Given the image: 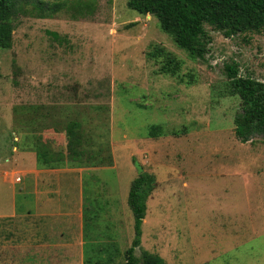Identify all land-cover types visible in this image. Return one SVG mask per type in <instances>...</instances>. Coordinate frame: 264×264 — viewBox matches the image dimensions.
<instances>
[{
	"label": "rangeland",
	"instance_id": "rangeland-1",
	"mask_svg": "<svg viewBox=\"0 0 264 264\" xmlns=\"http://www.w3.org/2000/svg\"><path fill=\"white\" fill-rule=\"evenodd\" d=\"M41 1L46 15H19L11 47L0 48V213L13 205L17 213L16 222L0 221V264H24L20 215L29 210L34 222L50 209L21 193L30 177L14 166L13 146H34L24 131L37 127L66 155L67 140L52 127L61 133L72 122L79 151L108 144L102 152L111 162L85 166L80 181L67 182L68 203L80 193L87 222L85 254L68 264H125L134 235L127 195L140 165L156 183L136 256L147 250L165 264H264V136L235 137L241 102L228 93L223 71L235 62L240 75L264 81V27L225 37L205 24L208 51L195 59L127 0H96L92 14L75 19L52 11L64 0ZM155 47L181 61L176 74L159 71L163 57L149 54ZM64 238L80 241L74 233Z\"/></svg>",
	"mask_w": 264,
	"mask_h": 264
},
{
	"label": "trees",
	"instance_id": "trees-1",
	"mask_svg": "<svg viewBox=\"0 0 264 264\" xmlns=\"http://www.w3.org/2000/svg\"><path fill=\"white\" fill-rule=\"evenodd\" d=\"M96 0H64L55 1L52 11L65 10L71 18L90 15L95 10ZM128 8L139 14H151L158 20L160 29L168 34L174 43L188 52L195 59H204L210 42L205 24L219 30L225 37L245 32H259L264 27V0H127ZM28 6V7H27ZM50 8V7H49ZM44 5L41 0H0V48L12 45V34L15 19L19 15L44 17ZM55 12V13H56ZM51 14L54 12H50ZM53 15V14H52ZM51 15V16H52ZM151 57H163L159 71L164 74H176L181 61L162 47H155L149 52ZM224 74L228 79V93L240 99V109L234 116V135L246 142L257 135L264 136V81L239 74L235 62L224 64ZM69 123L64 130L67 134V153L55 152L43 142L41 131L37 127L30 128L33 149L37 161L41 165L56 166L70 163L78 166H96L111 162L108 144L100 143L96 148L88 146L87 152H80L82 141L75 135ZM71 126V127H70ZM58 130L56 127H52ZM151 136H156L159 127H152ZM93 138L85 137L88 142ZM154 174L139 167V172L131 181L127 204L133 215L134 235L125 252V264H165L157 255L142 250L139 256L134 253L141 242V224L146 214V199L154 189Z\"/></svg>",
	"mask_w": 264,
	"mask_h": 264
},
{
	"label": "crops",
	"instance_id": "crops-1",
	"mask_svg": "<svg viewBox=\"0 0 264 264\" xmlns=\"http://www.w3.org/2000/svg\"><path fill=\"white\" fill-rule=\"evenodd\" d=\"M40 133L38 134L40 135ZM12 134L15 135V132ZM24 134L27 135L26 138L33 136L29 131H24ZM54 134H60L63 144H66V131L60 133L58 129L55 130ZM13 139L15 142L18 141L16 135ZM47 144L49 149H54L51 143L48 142ZM13 150L16 152L11 156L14 166L20 168L22 175L30 177L21 189V193L24 191L26 194L29 192L35 194L34 203L37 208L41 204L43 208L50 207L46 213H38L34 222L29 219L32 216L29 210L20 215L18 221L22 233L20 261L24 264H68L80 256L83 257L87 234L85 229L87 222L84 221L86 220L85 206L80 193L77 203H68L67 193L69 189L67 182L72 177L80 181L82 172L89 168H85V166L78 167L75 164L41 165L37 161L33 146L27 147L21 143L20 145H14ZM62 153L65 155V151ZM5 161H10V159L8 158ZM17 173L12 172V179L22 182L19 176L14 177ZM4 176H7V171H5ZM55 179L56 183H54ZM46 182H49L53 189L51 187L46 188ZM56 193H58V198L54 200L53 196ZM67 205H70V207ZM16 216L15 205H13L11 213H0V221L10 220L16 222ZM64 233L76 234L80 240L79 243L73 245L70 241L67 242Z\"/></svg>",
	"mask_w": 264,
	"mask_h": 264
}]
</instances>
